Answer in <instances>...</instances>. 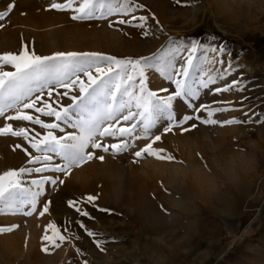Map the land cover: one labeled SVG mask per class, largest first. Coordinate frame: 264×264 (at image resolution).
Listing matches in <instances>:
<instances>
[{"label": "rangeland", "instance_id": "rangeland-1", "mask_svg": "<svg viewBox=\"0 0 264 264\" xmlns=\"http://www.w3.org/2000/svg\"><path fill=\"white\" fill-rule=\"evenodd\" d=\"M52 2L0 0V12L14 4L0 21V54L18 53L24 45L41 56L100 52L139 59L165 53L180 67L187 55L185 49L196 43L200 46L198 63L205 70H223L230 63L233 71L210 89L201 90L199 99L191 103L198 107L228 101L234 110L215 113L212 118L221 123L204 124L201 120L207 118L206 112H194L177 99L173 102L177 118L198 115L201 119L170 132L163 131L167 121H161L148 139L131 141L135 147L115 156L89 148L86 151L104 159L93 158L66 173L25 175V187L41 175L58 178V182L45 184L33 215H0V226H18L0 234V264H264V0H180L179 4L176 0H136L143 7L133 15L149 17L144 29L116 23L109 27V23L130 16L74 21L71 12L51 9ZM199 32L203 34L196 37ZM214 47L226 49L227 54L219 55L224 64L206 63L215 58L210 52ZM4 70L14 71L11 66ZM146 74L151 90L160 95L174 91L175 85L160 73L149 70ZM199 75L202 73L196 79ZM232 81H238L242 90L213 93L212 89ZM162 88L168 93L159 92ZM46 91L44 100L49 99ZM54 91L65 89L57 86ZM69 95H79L78 86ZM70 103L67 96L61 98L62 105ZM10 114L14 110L6 113ZM41 118L53 122V118ZM230 119L251 122L223 123ZM7 123L14 129L27 128L30 138L36 132L46 134L30 122L0 117V127ZM62 127L64 132L57 130V136L76 131ZM140 131L137 129L138 135ZM155 135L161 140L153 147L163 149L161 155H171L173 160L147 154L135 157L134 152ZM116 142L112 137L102 138L105 144ZM25 149L40 155L22 137L0 136V174L41 166L28 163ZM52 163L63 161L53 156ZM120 173L123 189L119 193ZM87 196L97 199L88 203ZM68 201L78 202L76 206L91 218L80 216ZM45 204L48 212L41 216ZM80 222L97 236L89 237ZM49 224H55L67 238L56 241L60 247L42 240L45 234L53 236ZM94 239L105 241L106 250L101 252Z\"/></svg>", "mask_w": 264, "mask_h": 264}, {"label": "snow or ice", "instance_id": "snow-or-ice-1", "mask_svg": "<svg viewBox=\"0 0 264 264\" xmlns=\"http://www.w3.org/2000/svg\"><path fill=\"white\" fill-rule=\"evenodd\" d=\"M176 2L179 4L180 0ZM13 7L14 4H9L6 11L0 12V21L9 15ZM142 7L143 5L136 0H63V2L53 0L50 5L51 9L71 12V19L74 21L107 20L113 16H130V19L120 18L109 23V27L116 23L144 29L149 17L133 15L136 9ZM143 34L147 36L149 32L144 31ZM199 47L198 44L193 43L190 49H185L187 55L183 57L184 63L180 67L172 63L171 59H167L165 53L139 59H120L100 52H56L50 56H41L30 50L28 45H24L18 53L0 54V117L13 122L27 121L46 130V134L41 135L36 132L35 136L30 138L27 128L14 129L12 123L0 127V136L22 137L27 141L31 149L40 154L33 155L25 149L29 156L28 163L41 165L20 167L18 170H8L0 174V215H33L37 210L39 198L43 195L45 184L55 185L58 182V178L41 175L39 179H31L30 187H25V175L66 173L93 158L101 161L104 159L103 156L95 157L93 152L86 151L89 148L102 149L105 153L111 152L115 156L135 147L131 141L148 139L152 129L161 121H167L163 131L170 132L174 127H182L188 121L201 119L198 115H183L177 118L173 110V102L177 99L186 102L194 112H206L207 118L202 119V123L213 125L221 123L212 117L215 113L234 110L230 106L231 102L214 101L197 107L191 101L199 99L201 90H208L219 80L231 75L233 67L229 63L223 70L215 72L205 70L204 65L198 63ZM210 52L215 54V58L208 59L207 64L225 63L219 59L220 54H227L225 48L214 47ZM5 66H11L14 71L4 70ZM149 70H155L174 84V91L160 95L157 91L151 90L146 74ZM200 73L202 75L196 79ZM81 76L86 77L87 81ZM238 84V81H232L231 84L216 87L212 91L214 94H222L233 89L242 90V86L238 87ZM57 86L65 91L55 92ZM77 86L79 95H69ZM45 91L48 100L42 99ZM159 92L168 93V89L162 88ZM65 96L72 101L66 106L61 104V98ZM13 110L14 114L6 115ZM27 110H33L39 115L29 114ZM41 117L53 118V122H46ZM121 121L124 122L123 126ZM250 122L230 119L223 123ZM62 125L76 131L57 136V130L64 132ZM192 127L196 125L193 124ZM137 129L141 130L139 135ZM106 137H112L118 142L102 143V138ZM160 140L161 136L155 135L151 142L134 152L135 157L140 158L147 154L158 159L173 160L174 157L171 155H161L163 149L153 147L154 143ZM53 156L59 157L63 164H53ZM59 183H63V180H59ZM96 199L95 196L86 197L88 203H93ZM77 203L68 201L69 206L74 207L80 216L91 218L87 211L76 206ZM48 207V204L43 206L41 216L48 212ZM16 227L18 226H0V234L11 232ZM47 227L53 230V236L45 234L42 240L60 247L56 241L63 242L67 238L60 233V229L55 224H49ZM79 227L85 229L89 237L97 236L82 222L79 223ZM73 238L79 239L75 236ZM94 242L101 252L106 250L105 241L94 239ZM48 250L47 246L43 248L45 252Z\"/></svg>", "mask_w": 264, "mask_h": 264}, {"label": "bare ground", "instance_id": "bare-ground-1", "mask_svg": "<svg viewBox=\"0 0 264 264\" xmlns=\"http://www.w3.org/2000/svg\"><path fill=\"white\" fill-rule=\"evenodd\" d=\"M34 28H35V27H34ZM52 35H54V34H52ZM53 38H54V37H53ZM157 166H158V165H157ZM118 172H119V171H118ZM118 172H117V173H118ZM117 175H118V178H119V180H120V181H119V180H118V181H119L120 183H119L118 186L116 185V191L118 190L119 193H120V192H122V189H123V183L121 182L122 176H121V173H120V174H117ZM112 176H113V175H112ZM114 177H115V176H114ZM41 199H42V198H41ZM39 201H40V200H39Z\"/></svg>", "mask_w": 264, "mask_h": 264}, {"label": "trees", "instance_id": "trees-1", "mask_svg": "<svg viewBox=\"0 0 264 264\" xmlns=\"http://www.w3.org/2000/svg\"><path fill=\"white\" fill-rule=\"evenodd\" d=\"M203 33L199 32L198 35H195L196 37L201 36Z\"/></svg>", "mask_w": 264, "mask_h": 264}, {"label": "built area", "instance_id": "built-area-1", "mask_svg": "<svg viewBox=\"0 0 264 264\" xmlns=\"http://www.w3.org/2000/svg\"><path fill=\"white\" fill-rule=\"evenodd\" d=\"M263 35H264V33H263Z\"/></svg>", "mask_w": 264, "mask_h": 264}]
</instances>
